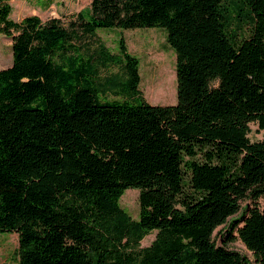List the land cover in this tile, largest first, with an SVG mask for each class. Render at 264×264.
Here are the masks:
<instances>
[{
  "label": "trees",
  "instance_id": "obj_1",
  "mask_svg": "<svg viewBox=\"0 0 264 264\" xmlns=\"http://www.w3.org/2000/svg\"><path fill=\"white\" fill-rule=\"evenodd\" d=\"M10 12L0 0V233L17 234L19 264H250L213 239L238 213L227 239L264 264V139L250 138L264 130V0H90L67 26ZM156 26L177 54L176 104L147 102L124 39L112 53L96 36ZM110 66L120 75L100 81Z\"/></svg>",
  "mask_w": 264,
  "mask_h": 264
},
{
  "label": "rangeland",
  "instance_id": "obj_2",
  "mask_svg": "<svg viewBox=\"0 0 264 264\" xmlns=\"http://www.w3.org/2000/svg\"><path fill=\"white\" fill-rule=\"evenodd\" d=\"M10 18L19 21L28 15H37L42 21L51 18L59 19L67 26L70 20L80 11L86 13L90 6V0H10ZM97 38L99 42L112 53L119 51V43L123 38L127 51L139 60L140 83L139 89L147 102L153 105H171L177 103V54L167 41L168 32L164 27H144L135 29H122L117 27L98 28ZM91 44V48L95 47ZM12 62L11 40L0 32V69L10 66ZM117 66L99 69V78L120 75ZM171 77L167 82L166 78ZM171 83V84H170ZM170 85V86H169ZM169 89L162 95L161 90ZM171 87V88H170ZM168 91V90H167ZM101 100L119 99L120 97L108 89L100 94ZM250 138L252 141L264 139V130H261L257 123H251ZM139 190L128 188L120 198V206L133 218H138ZM250 203V201L244 202ZM258 206L264 210V196L258 200ZM241 213L231 216L226 224L219 226L213 234V239L218 245L226 246L228 249L237 251L250 261V264H259L244 242L239 238L236 230L232 239H227L229 225L232 220L239 218ZM157 231L145 236L140 241V246H149L155 239ZM0 264H19L18 238L15 232L0 233Z\"/></svg>",
  "mask_w": 264,
  "mask_h": 264
},
{
  "label": "bare ground",
  "instance_id": "obj_3",
  "mask_svg": "<svg viewBox=\"0 0 264 264\" xmlns=\"http://www.w3.org/2000/svg\"><path fill=\"white\" fill-rule=\"evenodd\" d=\"M172 79H171V77L169 76L168 78H166V81L167 82H169V81H171ZM171 84V83H170ZM170 86V85H169ZM171 88V87H170ZM168 90V91H167ZM165 91L167 92V94L170 92L169 91V89H168V87H166V90H161V92H159V93H161L162 95H164L165 94Z\"/></svg>",
  "mask_w": 264,
  "mask_h": 264
},
{
  "label": "crops",
  "instance_id": "obj_4",
  "mask_svg": "<svg viewBox=\"0 0 264 264\" xmlns=\"http://www.w3.org/2000/svg\"><path fill=\"white\" fill-rule=\"evenodd\" d=\"M23 2H27V1L23 0Z\"/></svg>",
  "mask_w": 264,
  "mask_h": 264
}]
</instances>
